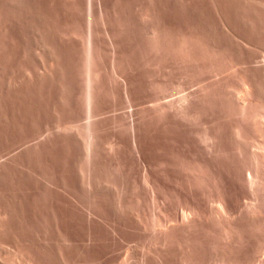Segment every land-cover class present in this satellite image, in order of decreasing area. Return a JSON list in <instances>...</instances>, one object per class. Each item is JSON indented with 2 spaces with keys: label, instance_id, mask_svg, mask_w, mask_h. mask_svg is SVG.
<instances>
[{
  "label": "rangeland",
  "instance_id": "374dc122",
  "mask_svg": "<svg viewBox=\"0 0 264 264\" xmlns=\"http://www.w3.org/2000/svg\"><path fill=\"white\" fill-rule=\"evenodd\" d=\"M154 27L153 38L147 28ZM263 65L264 0H0V264H158L152 253L159 246L156 232L149 228L162 208L167 207L168 215L176 206L181 213L185 205L203 204L199 207L204 214L200 210L199 216L205 219L208 213L206 220L211 221L210 202L217 190L210 182L199 187L201 192L190 184L191 190L185 172L170 164L177 154L190 160V151L198 156L197 150H204L198 134L203 124L220 138L218 145L229 150L226 156L218 155L224 157H217L220 169L214 173L221 171L216 174L222 176L218 182L222 180L221 186L237 202L235 206L228 197L234 214L240 204L238 209H243L252 195L241 175L251 165L229 138L242 117L231 110L226 95L233 91L232 97H238L248 77L254 87H247L257 98L251 112H260ZM88 73L96 77L91 79ZM204 88L210 89V94L204 91L209 95H204ZM191 90L192 96L196 91L206 96L193 97L199 101L191 106L193 114L198 110L192 115L194 122L190 118L193 127L189 119L183 123L180 118L181 128L174 116L172 125L180 122V127L169 126L165 133L155 129L151 110L155 103L187 92L190 96ZM143 108V120L153 115L146 122L141 119L150 126L139 121ZM147 111L152 114L145 115ZM245 132L249 142L252 138L254 145L259 143L255 133ZM108 140L116 142L119 152L113 148L110 153L114 144L107 147ZM181 176L184 180H179ZM261 232L263 241L247 232L243 247L251 254H246V264L253 261V254L256 259L264 257L259 250L264 243ZM257 250L261 253L255 254ZM172 251L167 257L171 263L176 258ZM171 257L175 258L170 261Z\"/></svg>",
  "mask_w": 264,
  "mask_h": 264
},
{
  "label": "bare ground",
  "instance_id": "6f19581e",
  "mask_svg": "<svg viewBox=\"0 0 264 264\" xmlns=\"http://www.w3.org/2000/svg\"><path fill=\"white\" fill-rule=\"evenodd\" d=\"M158 23V22H157ZM160 25V24H159ZM148 26V25H147ZM160 27V26H159ZM161 29V28H160ZM174 29V28H173ZM145 30V29H144ZM147 30H149L150 32H151V34L153 35L152 37L154 38V34H156V32H157V28H155L154 27V29L152 28V29H148L147 28ZM160 30L158 29V32H159ZM172 31V30H171ZM170 31V32H171ZM147 32V31H146ZM158 34V33H157ZM174 34H175V32H174ZM196 35V34H195ZM151 36V35H150ZM158 36V35H157ZM161 36V35H160ZM182 36V35H181ZM201 37H202V35H201ZM159 38V37H158ZM182 38H184V37H182ZM186 38V37H185ZM171 39V38H170ZM181 39V38H180ZM154 40H157V39H154ZM179 40V39H178ZM182 40V39H181ZM210 40V39H209ZM168 41V40H167ZM184 41V40H183ZM198 41V40H197ZM154 42V41H153ZM159 42V41H158ZM184 42H186V41H184ZM192 42V41H191ZM201 42V41H200ZM204 42V41H203ZM169 43H170V41H169ZM178 43H182V42H180V40L178 41ZM212 43V42H211ZM176 44V43H175ZM182 44H184V43H182ZM181 44V45H182ZM187 44V43H186ZM192 44V43H191ZM210 44V43H209ZM165 45V44H164ZM179 45V44H178ZM194 45V44H193ZM203 45V44H202ZM186 46V45H185ZM197 46V45H196ZM206 46V45H205ZM169 47V46H168ZM184 47V46H183ZM182 47V48H183ZM172 48H173V46H172ZM185 48V47H184ZM183 48V49H184ZM197 48H198V46H197ZM201 48H203V47H201ZM206 48H207V46H206ZM210 48V47H209ZM216 48V47H215ZM182 49V50H183ZM194 49H195V46H194ZM199 49V48H198ZM171 50V49H170ZM186 50V49H185ZM192 51H193V49H191ZM205 50V49H204ZM208 50V49H207ZM152 51V50H151ZM173 51H174V49H173ZM184 51V50H183ZM198 51V50H197ZM210 51V50H209ZM208 51V52H209ZM215 51V50H214ZM189 52V51H188ZM188 52H186V53H188ZM212 52V51H211ZM174 53V52H173ZM172 53V54H173ZM179 53H180V51H179ZM192 53V52H191ZM190 53V54H191ZM196 53V52H195ZM203 53H205L204 51H203ZM197 54V53H196ZM201 54V53H200ZM208 54V53H207ZM210 54V53H209ZM217 54V53H216ZM91 55V54H90ZM176 55V54H175ZM181 55V54H180ZM194 55V54H193ZM198 55H199V53H198ZM89 55H87V57H88ZM95 56V55H94ZM108 56V55H107ZM174 56V55H173ZM182 56V55H181ZM191 56H192V54H191ZM205 56V55H204ZM209 56V55H208ZM214 56V55H213ZM91 57H93V55L91 56ZM91 57H89V58H91ZM176 57V56H175ZM183 57H186V56H183ZM194 57V56H193ZM195 57H196V55H195ZM215 57V56H214ZM225 57V56H224ZM255 57V56H254ZM160 58V57H159ZM189 58H190V56H189ZM205 58H206V56H205ZM82 59V58H81ZM88 59V58H87ZM91 59H93V58H91ZM162 59V58H161ZM173 59V58H172ZM177 59V58H176ZM175 59V60H176ZM182 59V58H181ZM184 59V58H183ZM193 59V58H192ZM194 59H196V58H194ZM202 59V58H201ZM207 59V58H206ZM210 59H211V57H210ZM209 59V60H210ZM223 59V58H222ZM96 60V59H95ZM174 60V61H175ZM189 60V59H188ZM198 60V59H197ZM196 60V61H197ZM215 60H216V58H215ZM226 60V59H225ZM233 60V59H232ZM93 61H94V59H93ZM104 61V60H103ZM157 61V60H156ZM171 61V60H170ZM184 61V60H183ZM183 61H181V62H183ZM199 61V60H198ZM79 62V61H78ZM191 62V61H190ZM207 62V61H206ZM211 63H212V61H210ZM233 62V61H232ZM82 63V62H81ZM91 63V62H90ZM94 63V62H93ZM97 63H99V61L97 62ZM105 63V62H104ZM103 63V64H104ZM183 63H185V62H183ZM182 63V64H183ZM191 63H193V62H191ZM196 63V62H195ZM208 63V62H207ZM217 63V62H216ZM231 63V62H230ZM89 64V63H88ZM92 64V63H91ZM200 64V63H199ZM205 64V63H204ZM213 64V63H212ZM240 64V63H239ZM79 65V64H78ZM84 65V64H83ZM95 65H96V63H95ZM95 65H92V66H94L95 67ZM144 65V64H143ZM170 65V64H169ZM174 65V64H173ZM197 65V64H196ZM202 65V64H201ZM87 66V65H86ZM188 66V65H187ZM213 66V65H212ZM244 66V65H243ZM249 66H251V65H249ZM264 66V65H263ZM80 67V66H79ZM89 67H91V65L89 64ZM97 67V66H96ZM104 67V66H103ZM180 67V66H179ZM183 67H184V64H183ZM192 67V66H191ZM199 67V66H198ZM209 67V66H208ZM239 67V66H238ZM241 67H242V65H241ZM252 67H253V65H252ZM99 68V67H98ZM97 68V69H98ZM188 68V67H187ZM195 68V67H194ZM247 68H248V66H247ZM90 69V68H89ZM92 69V68H91ZM107 69H109V68H107ZM171 69V68H170ZM196 69V68H195ZM221 69V68H220ZM235 69V68H234ZM254 69V68H253ZM256 69V68H255ZM87 70V69H86ZM96 70V69H95ZM94 69H92V71H95ZM99 70V69H98ZM102 70V69H101ZM201 70V69H200ZM215 70V69H214ZM88 71V70H87ZM91 70H90V73L92 72ZM112 71V70H111ZM170 71V70H169ZM191 71V70H190ZM198 71V70H197ZM196 71V72H197ZM238 71V70H237ZM260 71V70H259ZM89 72V71H88ZM98 72V71H97ZM109 72V71H108ZM235 72V71H234ZM239 72V71H238ZM90 73H88V74H90ZM186 73V72H185ZM208 73V72H207ZM216 73V72H215ZM242 73V72H241ZM246 73V72H245ZM93 74L94 73H92V74H90V75H92V78L91 79H94V77H96V75L95 76H93ZM103 74V73H102ZM239 74V73H238ZM257 74V73H256ZM258 74H260L261 75V73H259L258 72ZM105 75H106V73H105ZM186 75V74H185ZM205 75V74H204ZM245 75V74H244ZM98 76V75H97ZM107 76V75H106ZM188 76V75H187ZM190 76V75H189ZM188 76V77H189ZM236 76V75H235ZM249 76V75H248ZM89 77V76H88ZM166 77V76H165ZM242 77V76H241ZM247 77V76H246ZM90 78V77H89ZM98 78V77H97ZM96 78V79H97ZM167 78V77H166ZM209 78V77H208ZM227 78V77H226ZM250 78H251V75H250ZM205 79H207V78H205ZM210 79V78H209ZM213 79V78H212ZM246 79H248V77L246 78ZM245 79V84H247V85H250L251 86V84H250V82L248 81V80H246ZM259 79V78H258ZM98 80V79H97ZM222 80V79H221ZM241 80H243L242 78H241ZM168 81V80H167ZM205 81V80H204ZM203 81V82H204ZM208 81V80H207ZM216 81V80H215ZM219 82V81H218ZM256 82V81H255ZM214 83V82H213ZM241 83V82H240ZM261 83V82H260ZM168 84V83H167ZM179 84H181V83H179ZM207 85H208V83H207ZM242 85V84H241ZM247 85H246V88H244V92H242V93H244V94H242V97H240V95L238 94V97H232L233 96V94L232 93H234L233 91H231V92H228L227 93V98H228V102H229V107H231V110L232 111H234V113H236L237 114V116H241L242 117V119L240 118V120H241V123H239V125H236L237 127L234 129V130H232V133H231V136L229 137V138H231V141L233 142V145H234V147H235V149L239 152V154L241 155V157L242 158H244V159H246V157L249 159V163H247L248 164V166H249V164L251 165V167H250V171L249 172H247V174L246 175H244V173H243V175H241L242 176V181H243V186H244V188H245V190H247V193H250L251 195H252V201H251V198H250V200L249 201H251V202H249L248 200H246L248 203L247 204H245L244 205V208L243 209H241V210H239L238 209V207H240V205L242 206V204H240L237 208H235L236 210H235V214H234V211H233V209H232V204L230 203V201L228 200L229 198L231 199V197L233 196H228V194H229V192L227 193V188L226 187H222L221 186V184H222V180H221V183H219L218 182V179H217V177L220 179L221 177L220 176H216V174L219 172V170L217 171L216 170V174L214 173L215 172V169H220V168H217V166H219V164H217V162H216V159H217V161H218V159L219 158H217V157H221V159H222V157H224L223 155L222 156H218V155H221V154H225V156H226V154H227V152L229 151V150H226L224 147H221V145L222 144H220V142H219V144L220 145H218V143H217V140L218 139H220V138H218V136H216L217 134H210L209 132L211 131H207L204 127H205V124H203L202 125V129H201V132L200 133H202V131H203V133L202 134H200L199 132H198V134L200 135L199 136V141H200V144H203V149L204 150H201V145H199V149L197 150L198 152H200V154L202 155L201 157H200V154L198 153V156H197V154H196V152H194V154H193V152L192 153H190L189 151V154H190V156H191V154H192V158L189 156V155H186L187 157H188V159H190V160H185L186 158V156L184 155L183 156V158H185V159H181L182 158V156H181V158H180V156L179 155H181V154H177V158L175 159V155L174 154H172V155H174V161L172 162V160H171V162L168 160V159H166L165 161L166 162H170V164L172 165V164H175L176 166H178L179 168H180V170H179V172L180 171H184L185 172V174H186V176L184 177V179L185 178H188V180L190 181V182H192V183H189V186H190V188H191V190L193 189L192 188V186L194 187V185H196V187H197V189L200 187H202L203 189H204V187L206 186V185H204V183L205 184H207V183H211L213 186H214V188H213V186L212 187H210L211 189L213 188L214 190H217V195H215L216 193H214V197H215V199L214 200H211V202L212 203H216L215 205L214 204H211V202H210V205H213L214 207H213V209L212 208H210V209H212L210 212H211V218H209V219H211V221H209L208 222V219L206 220V218L208 217L207 215H208V213H207V215L205 214V216H204V218L205 219H203L202 217V215L201 216H199V212H200V210H201V208L199 207V206H202V205H199V204H196V206L197 207H199L198 209L199 210H197V208H196V206H194L192 203H190V201H186L185 200V202H188V204L189 205H185V204H183V205H185L184 207H182V205L179 203L178 205L180 206L181 205V207H182V211H181V213L179 214L178 212H176L175 210L176 209H178L177 208V206L175 207V205H174V207L176 208V209H174V212L172 213V214H170L171 212H172V210L171 209H169V211L168 212H170V210H171V212L168 214V215H166L167 214V207H164V208H162L161 209V211H162V213L163 212H165V216H166V218H165V216L164 215H162L163 216V218H160L159 216L162 214H159V216H157V219H155L152 223H153V225H151V228H149V230H150V233H152L151 231H153L154 230V228H155V231L154 232H156V233H154L155 235H154V237H155V239H156V243L159 245H155V247H157L156 249H154V251L155 252H152V253H154L155 254V259L158 261V264H246L245 262H246V254L248 255L250 252H248L247 253V250H245V246H244V244L246 243V241L248 242V236H247V232H251L252 234H253V236H257V237H255V238H260V235H258L259 233H261V237H263V232H261L262 231V229L264 230V103H263V101H262V103H261V108H262V110H259L260 112H256L255 114L256 115H253V113L251 112V107H250V105H253V104H255L256 105V101H255V99H257V98H253V91H254V89H251V88H248L247 87ZM252 85H254V83L252 84ZM256 85V84H255ZM156 86V85H155ZM164 86V85H163ZM196 86V85H195ZM211 86V85H210ZM223 86V85H222ZM257 86V85H256ZM262 86V85H261ZM162 87V86H161ZM175 87H176V85H175ZM181 87H182V85H181ZM233 87V86H232ZM244 87V86H243ZM242 87V88H243ZM252 88L254 87V86H251ZM264 87V86H263ZM169 88V87H168ZM179 88V87H178ZM200 88V87H199ZM234 88V87H233ZM258 88V87H257ZM175 89H177V88H175ZM200 89H202V88H200ZM205 89H206V92H208L209 93V91H210V89H209V91H208V89L207 88H204L203 89V93H204V91H205ZM217 89V88H216ZM240 89V88H239ZM256 89V88H255ZM161 90V89H160ZM179 90H181L180 88L179 89H177V91H179ZM188 90V89H187ZM212 90V89H211ZM227 90V89H226ZM237 90V89H236ZM242 90V89H241ZM158 91V90H157ZM194 91H196V90H194ZM193 91V92H194ZM214 91V90H213ZM228 91H229V89H228ZM240 91V90H239ZM170 92V91H169ZM219 92V91H218ZM226 92V91H225ZM224 92V93H225ZM241 92V91H240ZM239 92V93H240ZM256 92V91H255ZM254 92V93H255ZM258 92H260V91H258ZM159 93V92H158ZM162 93V92H161ZM185 93V92H184ZM196 93H197V91L194 93V95L192 96L191 94H192V90L190 91V96H189V93L187 92V94L185 95V94H183V95H178V96H176V99H174L173 97L174 96H172L171 98L172 99H166V100H168V102H166L165 100L163 101V100H161L160 102H158L159 101V98H156L158 101V103H155V104H157V105H155L154 106V104H153V106H154V110L153 109H151L152 110V112H154L153 113V115H154V121H152L153 122V125H154V127H155V129H159L158 131L160 132V130L162 131V132H164V131H166V130H168V127L169 128H171V127H173L174 125L176 126V125H180V122H181V119H185V121H183V123L184 122H186L187 120L186 119H189V121L191 122V120L193 119V122H194V115L195 114H198L197 112H198V110H197V112H196V109H195V114H193L192 112V109H191V106H192V104H193V101H194V103H196V99H194L193 97H196L195 95H196ZM231 93V94H230ZM236 93V92H235ZM237 93H238V91H237ZM164 94V93H163ZM171 94V93H170ZM175 94V93H174ZM173 94V95H174ZM200 94V92H198L197 93V95H199ZM201 94H202V92H201ZM209 95V94H207V93H204V95ZM214 94H215V91H214ZM213 94V95H214ZM219 95H220V93H218ZM217 94V95H218ZM226 94V93H225ZM258 94V93H257ZM172 95V94H171ZM264 95V94H263ZM263 95H261V96H263ZM161 96V95H160ZM164 96V95H163ZM167 96V95H166ZM199 96H201V95H199ZM211 96H212V93H211ZM234 96H235V94H234ZM157 97V96H156ZM202 97H203V99L206 97H204V96H201L200 98V100H202ZM255 97V96H254ZM169 98V97H168ZM192 98L194 99V100H192ZM197 99H199V97H196ZM210 98H212V97H210ZM220 98V97H219ZM219 98H218V100H219ZM223 98H225V97H223ZM155 99V98H154ZM162 99V98H161ZM215 99V95H214V97H213V99H211L212 101ZM222 99V98H221ZM262 99H263V97H262ZM196 100V101H195ZM217 100V101H218ZM155 101V100H154ZM153 101V102H154ZM163 101V103H161ZM216 101V100H215ZM247 101V103H245ZM255 101V102H254ZM165 102V103H164ZM197 102H199V101H197ZM261 102V101H260ZM146 103V102H145ZM211 104H213V103H211ZM223 104V103H222ZM150 105V104H149ZM151 106V105H150ZM199 106V105H198ZM215 106H216V104H215ZM208 107V106H207ZM206 107V108H207ZM218 107V106H217ZM228 107V106H227ZM229 107L227 108V110L229 109ZM259 107H260V104H259ZM152 108V107H151ZM197 108V107H196ZM211 108V107H210ZM218 108H220V107H218ZM198 109H199V107H198ZM222 109V108H221ZM146 110V109H145ZM148 110H149V112H151V110H150V107L148 106ZM194 110V109H193ZM207 110V109H206ZM214 110H216V109H214ZM230 110V111H231ZM141 111H143L142 113H141ZM200 111V110H199ZM224 111V110H223ZM231 111V112H232ZM148 112V111H147ZM146 113L145 115H147V114H149V115H151L152 113ZM204 112H206V111H204ZM139 113H141L142 115H140V120L139 121H141V119L143 120V118H142V116L144 115V113H145V111H144V108H143V110H141L140 109V112ZM221 113V112H220ZM233 113V112H232ZM136 114H137V111H136ZM138 115V114H137ZM148 115V116H149ZM152 115V116H153ZM192 115H193V117H192ZM227 115H228V113H227ZM152 116H151V118H152ZM171 116H173V117H171ZM174 116H177V117H179V119L180 120H178V121H180V122H178L177 124H174V125H172L174 122L176 123V117H174ZM202 116V115H201ZM207 116V115H206ZM236 116V115H235ZM192 117V119H190ZM150 118V116L149 117H147L146 116V119H148V120H150L149 119ZM171 118H173V120H174V118L176 119L174 122L172 121V119ZM199 118V117H198ZM204 118V117H203ZM208 118V117H207ZM252 118V119H251ZM146 119H144L143 121H145L146 122ZM196 119V118H195ZM204 119H206V118H204ZM229 119V118H228ZM236 119V118H235ZM129 120H131V119H129ZM239 120V121H240ZM143 121H141L142 123H144L145 124V122H143ZM172 121V122H171ZM209 121H211V120H209ZM127 122V121H126ZM125 122V123H126ZM141 122H139V124L141 123ZM150 121H148L147 122V124H145V125H149L148 123H149ZM224 122V121H223ZM222 122V123H223ZM120 123V122H119ZM124 123V124H125ZM128 123V122H127ZM126 123V124H127ZM131 123V122H130ZM151 123V122H150ZM186 123H188V121L186 122ZM226 123V122H225ZM237 123V122H236ZM125 124V125H126ZM138 124V123H137ZM137 124H135L134 126H135V129H136V125ZM198 124V123H197ZM120 126H121V124H119ZM119 125H117L118 127H120ZM131 125V124H130ZM152 125V124H151ZM172 125V126H171ZM181 125H182V122H181ZM185 125V124H184ZM190 125H191V127H193L192 126V122L190 123ZM194 125V124H193ZM213 125V124H212ZM217 125V124H216ZM218 125H220L219 123H218ZM223 125V124H222ZM234 125H235V123H234ZM233 125V126H234ZM116 126V125H115ZM116 126V127H117ZM138 126V125H137ZM140 126H142V128H144L143 127V124L141 125L140 124ZM150 126V125H149ZM149 126H147V127H149ZM208 127H209V124L207 125ZM207 126H206V128H207ZM211 126V125H210ZM214 126H215V124H214ZM221 126V125H220ZM233 126H232V128H233ZM109 127V126H108ZM122 127V126H121ZM120 127V128H121ZM124 127V126H123ZM152 127V126H151ZM180 127V126H179ZM186 127H189V125H187ZM186 127L184 128V129H186ZM235 127V126H234ZM126 128V127H125ZM133 128V127H132ZM137 128H139V126L137 127ZM141 128V127H140ZM164 128V129H163ZM167 128V129H166ZM181 128H183V125H182V127ZM217 128V127H216ZM113 129V128H112ZM117 129V128H116ZM150 129V128H149ZM152 129V128H151ZM176 129V128H175ZM203 129H205V130H203ZM207 129H210V128H207ZM219 129V128H218ZM248 129H249V131H250V129H251V131H252V133H255L259 138H260V140H259V143H255V145H254V142H253V140L251 141V139H250V142L247 140V137H244V131H247V132H245V133H248L249 131H248ZM118 130V129H117ZM129 130V129H128ZM139 130V129H138ZM170 130V129H169ZM179 130H181V129H179ZM199 130V129H198ZM215 130V129H214ZM227 130V129H226ZM120 131H121V129H120ZM123 131H125V130H123ZM144 131H145V129H144ZM147 131V130H146ZM157 131V130H156ZM193 131V130H192ZM195 131V130H194ZM200 131V130H199ZM208 133H207V132ZM251 131L249 132V133H251ZM174 132V131H173ZM172 132V133H173ZM218 132V131H217ZM221 132V131H220ZM226 132H228V131H226ZM127 133V132H126ZM142 133V132H141ZM153 133V132H152ZM158 133V132H157ZM157 133H155V134H157ZM165 133V132H164ZM183 133V132H182ZM193 133V132H192ZM124 134V133H123ZM178 134V133H177ZM197 134V133H196ZM230 134V133H229ZM243 134V135H242ZM142 135H143V133H142ZM168 135H169V133H168ZM167 135V136H168ZM187 135V134H186ZM246 135H248V134H246ZM109 136V135H108ZM114 136H115V134H114ZM189 136V135H188ZM192 136V135H191ZM197 136V135H196ZM152 137V136H151ZM165 137V136H164ZM169 137V136H168ZM227 137V136H226ZM227 137V138H228ZM257 137V138H258ZM107 138V137H106ZM114 138V137H113ZM179 138V137H178ZM185 138V137H184ZM258 138V139H259ZM167 139V138H166ZM195 139H197V137L195 138ZM249 139V138H248ZM161 140V139H160ZM115 140H112L111 142L113 143ZM117 141V140H116ZM162 141V140H161ZM169 141H170V139H169ZM193 141H194V139H193ZM192 141V142H193ZM222 141V140H221ZM228 141V140H227ZM226 141V142H227ZM107 142H109L108 143V145H107V147H109V145L111 144L110 143V141L108 140ZM157 142V141H156ZM175 142V141H174ZM182 142H185L186 143V141H182ZM181 142V143H182ZM255 142H257V141H255ZM106 143V142H105ZM177 143V142H176ZM224 143V142H223ZM251 145H254V147H257V148H255L254 149V147H253V149H250V151H249V149L248 148H251V146L249 147V144ZM114 144V145H113ZM113 144H111V145H113L110 149V153H112L113 151H114V149L113 148H115V146H117V145H115L116 144V142L115 143H113ZM119 144V143H118ZM158 144V143H157ZM188 144H190V141H189V143ZM224 144H226V143H224ZM110 145V146H111ZM165 145V144H164ZM169 145V144H168ZM180 145V144H179ZM183 145V144H182ZM196 145V144H195ZM194 145V146H195ZM229 145V144H228ZM103 146V145H102ZM157 146V145H156ZM232 146V145H231ZM118 147V146H117ZM173 147V146H172ZM195 147H197V146H195ZM108 148V149H109ZM171 148V147H170ZM229 148V147H228ZM106 149V148H105ZM108 149H106V150H108ZM112 149H113V151H112ZM181 149V148H180ZM196 149V148H195ZM234 149V148H233ZM257 149H259V150H257ZM115 150L117 151V152H119L118 151V148L116 149L115 148ZM120 150H121V147H120ZM178 150V149H177ZM185 150H187V149H185ZM189 150V149H188ZM200 150V151H199ZM105 151V150H104ZM173 151V150H172ZM193 151V150H192ZM204 151V152H203ZM236 151V152H237ZM109 152V151H108ZM187 152V151H186ZM230 152H232V151H230ZM235 152V151H234ZM109 153V154H110ZM170 153H172V152H170ZM176 153V152H175ZM177 153H178V151H177ZM107 154V153H106ZM116 154V153H115ZM166 154V153H165ZM195 154H196V156H195ZM231 154V153H230ZM111 155V154H110ZM117 155V154H116ZM162 155V154H161ZM160 155V156H161ZM172 155H171V157H172ZM195 157H194V156ZM237 155H238V153H237ZM237 155H235V156H237ZM239 155V156H240ZM118 156V155H117ZM120 157V156H119ZM123 157V156H122ZM197 157H199V158H197ZM170 158V157H169ZM180 158V159H179ZM221 159L219 160V161H221ZM161 160V159H160ZM168 160V161H167ZM237 160V159H236ZM120 161V160H119ZM157 161H158V159H157ZM244 161V160H243ZM159 162V161H158ZM163 162V160L161 161V163ZM168 162V163H169ZM160 163V165L163 167V164H161ZM164 163V162H163ZM168 163H167V165H168ZM118 164V163H117ZM121 164V163H120ZM158 164V163H157ZM221 164L222 163H220V166H221ZM239 164V163H238ZM122 165V164H121ZM223 165V164H222ZM228 165V164H227ZM243 165V164H242ZM169 166V165H168ZM241 166V165H240ZM245 166V165H244ZM165 168V167H164ZM171 168V167H170ZM178 168V169H179ZM233 168V167H232ZM241 168V167H240ZM244 168V167H243ZM157 169V168H156ZM159 169V168H158ZM157 169V170H158ZM172 169V168H171ZM174 169V168H173ZM177 169V170H178ZM155 170V169H154ZM168 170H169V168H168ZM176 170V171H177ZM160 171H161V169H160ZM165 171V170H164ZM163 172V171H162ZM173 172V171H172ZM175 172V171H174ZM183 172V173H184ZM221 172V171H220ZM220 172H219V174H220ZM230 172V171H229ZM236 172V171H235ZM234 172V173H235ZM167 172H165V174H166ZM171 174V173H170ZM169 174V175H170ZM182 174V173H181ZM218 174V175H219ZM179 175V174H178ZM227 175V174H226ZM168 176V175H167ZM180 176V175H179ZM183 176H184V174H183ZM150 177V176H149ZM238 177V176H237ZM169 178V177H168ZM148 179V178H147ZM180 179H183L182 178V176H181V178H179V180ZM183 179V180H184ZM223 179H224V177H223ZM179 180H178V182H179ZM147 181V180H146ZM160 181V180H159ZM162 181V180H161ZM170 181V180H169ZM184 181H187V179H185ZM184 181H181L180 182V184H188V183H186V182H184ZM188 181V182H189ZM237 181V180H236ZM171 182V181H170ZM183 182V183H182ZM147 183H148V181H147ZM150 183V182H149ZM161 183V182H160ZM159 183V184H160ZM194 183V185H192ZM227 183V182H226ZM158 184V185H159ZM168 184H169V182H168ZM171 184V183H170ZM176 184V183H175ZM179 184V183H178ZM192 186H191V185ZM198 184H201V186L200 185H198ZM203 184V185H202ZM210 184V185H211ZM155 185V184H154ZM223 185V184H222ZM226 185V184H225ZM235 185V184H234ZM163 186V185H162ZM168 186V185H167ZM174 186V185H173ZM179 186V185H178ZM181 186V185H180ZM185 186H188V185H185ZM209 186V184L207 185V187ZM229 186V185H228ZM227 186V187H228ZM237 186V185H236ZM169 187H170V185H169ZM177 187V186H176ZM235 187V186H234ZM184 188V187H183ZM182 188V189H183ZM188 188V187H187ZM186 188V189H187ZM199 188V189H200ZM201 188V189H202ZM209 188V189H210ZM216 188V189H215ZM226 188V189H225ZM152 189V188H151ZM170 189V188H169ZM176 189H178V188H176ZM196 189V190H197ZM201 189H200V192H201ZM243 189V188H242ZM153 190H155L154 188H153ZM174 190V189H173ZM195 190V189H194ZM206 190V189H205ZM205 190H203L204 192H206ZM180 191H181V189H180ZM183 191V190H182ZM181 191V192H182ZM207 191H209L208 189H207ZM157 192V191H156ZM184 192V191H183ZM190 192V191H189ZM198 192V191H197ZM214 192V191H213ZM212 192V193H213ZM236 192V191H235ZM173 193V192H172ZM176 193V192H175ZM187 193V192H186ZM185 193V194H186ZM199 193V192H198ZM203 193V192H202ZM232 194V192L230 193V195ZM238 194V193H237ZM245 194V193H244ZM184 195V194H183ZM248 195V194H247ZM180 196V195H179ZM198 196V195H197ZM212 196V197H213ZM236 196V195H235ZM157 197V196H156ZM155 197V198H156ZM169 197V196H168ZM176 197H178V196H176ZM185 197V196H184ZM191 197V196H190ZM207 197V196H206ZM229 197V198H228ZM174 198V197H173ZM233 198V197H232ZM163 199V198H162ZM184 199V198H183ZM194 199V198H193ZM237 199H238V197H237ZM245 199V198H244ZM247 199V198H246ZM249 199V198H248ZM234 199H231V201H233ZM239 201H240V197H239V199H238ZM179 201H180V199H179ZM236 201V200H235ZM242 201V200H241ZM241 201L240 202H238V203H241ZM195 202V201H194ZM234 202V201H233ZM178 203V202H177ZM200 204H201V202H199ZM235 204V206L237 205L236 203L237 202H234ZM246 203V202H245ZM172 205V207H173V204H171ZM171 205H169V207H171ZM233 205V206H234ZM166 206H168V205H166ZM181 207H179V209L181 208ZM203 208V207H202ZM208 208H209V206H208ZM205 209V208H204ZM209 210V209H208ZM232 210V211H231ZM237 210H239L238 212H236ZM180 211V210H179ZM201 212H202V210H201ZM209 212V213H210ZM200 214H204L203 212L202 213H200ZM156 216V215H155ZM161 216V217H162ZM209 216V217H210ZM201 218V219H200ZM203 219V220H202ZM151 221H152V219H150ZM204 220H206L208 223H205V221ZM202 221H204V223L202 222ZM149 224H151V223H149ZM137 225V224H136ZM139 225V224H138ZM142 225H144V223L142 224ZM147 225H148V222H147ZM146 226V225H145ZM152 226H154V227H152ZM152 229V230H151ZM143 230V229H142ZM148 229H145V231H147ZM144 231V232H145ZM254 233H255V235H254ZM142 234V233H141ZM146 234V233H145ZM153 234V233H152ZM152 234L150 235V236H152ZM144 235V234H143ZM147 235V234H146ZM259 236V237H258ZM142 238V237H141ZM260 239H263V238H260ZM259 239V241H263V240H260ZM254 240V239H253ZM257 240V239H256ZM258 241V242H259ZM141 242V241H140ZM145 242V241H144ZM256 243V242H255ZM255 243H253V244H255ZM257 244H259L260 245V243H257ZM262 244L263 245H261V246H263L264 247V243L262 242ZM256 245V244H255ZM259 245H257L258 247H259ZM244 246V247H243ZM246 246H248V245H246ZM257 246L255 247V248H257ZM260 246V247H261ZM146 247V246H145ZM240 247H242L243 248V250H241L240 249ZM262 247V248H263ZM249 248V247H248ZM262 248H260L259 250L260 251H264V248L262 249ZM153 249H151V250H153ZM254 249V248H253ZM258 249V248H257ZM262 249V250H261ZM172 250H174V252H175V254L173 255V256H175L174 258H175V262H173V263H171V262H169V260L167 259V257L169 256V254H170V252L172 251ZM259 250H257V252H255V254H257L258 252H260ZM249 251V250H248ZM146 252V251H145ZM173 252V251H172ZM144 253V252H143ZM151 253V254H152ZM253 253V252H252ZM261 253V252H260ZM259 253V255L261 256V254ZM149 254H150V251H149ZM153 254V255H154ZM251 254V253H250ZM263 255H264V252L262 253ZM153 255H151V258H152V256ZM258 255V256H259ZM255 256H257V255H255ZM255 256H254V254H253V258H251V259H253V261L252 262H248V264H264V257L263 256H261V258L259 259H256L255 258ZM263 257V258H262ZM126 258V257H125ZM149 258V257H148ZM173 257H171V260L170 261H172L173 259H172ZM151 260V259H150ZM127 261V260H126Z\"/></svg>",
  "mask_w": 264,
  "mask_h": 264
}]
</instances>
